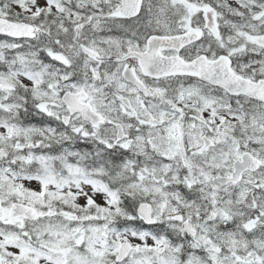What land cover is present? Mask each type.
<instances>
[{
    "label": "snow or ice",
    "instance_id": "6c2138e0",
    "mask_svg": "<svg viewBox=\"0 0 264 264\" xmlns=\"http://www.w3.org/2000/svg\"><path fill=\"white\" fill-rule=\"evenodd\" d=\"M0 264H264V0H0Z\"/></svg>",
    "mask_w": 264,
    "mask_h": 264
}]
</instances>
